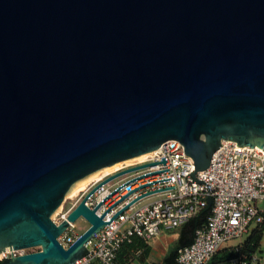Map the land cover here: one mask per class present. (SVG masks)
<instances>
[{
	"label": "water",
	"instance_id": "1",
	"mask_svg": "<svg viewBox=\"0 0 264 264\" xmlns=\"http://www.w3.org/2000/svg\"><path fill=\"white\" fill-rule=\"evenodd\" d=\"M179 140L207 169L222 140L264 149V0H0L1 264H74L110 221L87 199L52 214L86 176ZM212 199H209L211 203ZM84 216L66 247L58 237ZM13 253V250H12Z\"/></svg>",
	"mask_w": 264,
	"mask_h": 264
},
{
	"label": "built area",
	"instance_id": "2",
	"mask_svg": "<svg viewBox=\"0 0 264 264\" xmlns=\"http://www.w3.org/2000/svg\"><path fill=\"white\" fill-rule=\"evenodd\" d=\"M222 145L213 154L210 166L197 171L193 158L185 152L184 145L177 139H169L159 148L148 152V156L134 163H126L119 169L98 175L81 190L77 200L66 210L61 211L57 223L82 201L85 195L98 183L109 176L138 165L156 161L164 162L143 167L119 176L98 188L86 201L94 209L107 196L126 182L141 175L149 174L126 184L112 194L96 211L105 213L122 196L133 189L159 179L173 177L136 189L104 216L105 221L112 217L133 199L153 190L175 186L147 194L131 204L122 214L107 223L91 238L86 246L90 251L74 264H120L118 252L124 243L133 242L135 237L146 241L157 237L165 230L183 226L211 207L207 223L195 231L191 244L178 251V264H209L223 245L233 239L249 235L258 226L264 225V150L259 147L241 146L236 142L222 140ZM116 180V181H115ZM112 181H115L112 183ZM212 199L209 203V199ZM86 219L84 216H81ZM87 220V219H86ZM76 224L71 223L58 239L66 247L72 245L80 234L75 232ZM245 241V240H244ZM243 242L228 246L240 252L229 264H263L258 251H241ZM13 250V253H12ZM37 248L15 249L7 247L0 253L1 262Z\"/></svg>",
	"mask_w": 264,
	"mask_h": 264
},
{
	"label": "trees",
	"instance_id": "3",
	"mask_svg": "<svg viewBox=\"0 0 264 264\" xmlns=\"http://www.w3.org/2000/svg\"><path fill=\"white\" fill-rule=\"evenodd\" d=\"M211 207H206L200 214L192 218L190 221H188L186 224L183 225L182 232L180 234L177 246L175 249H173L169 255L166 257L164 264H178L177 256L178 251L191 244L195 231L201 227H204L207 223L208 216L210 214ZM264 235V225L258 226L249 234L247 239L244 241L243 245L244 247L241 249V251H258V248L261 245V240ZM135 240V239H134ZM133 242L131 243H124L121 249L118 252V262L120 264H126L125 261L121 260V251L125 249V247H132V245H135ZM240 254V252L236 251L235 249H222L219 252L215 254V256L212 258L210 263L215 264H229V261L237 257Z\"/></svg>",
	"mask_w": 264,
	"mask_h": 264
},
{
	"label": "crops",
	"instance_id": "4",
	"mask_svg": "<svg viewBox=\"0 0 264 264\" xmlns=\"http://www.w3.org/2000/svg\"><path fill=\"white\" fill-rule=\"evenodd\" d=\"M170 233V230H165L148 241L135 237V245L125 247L121 251V260L125 261L126 264H164L166 257L177 246L180 237L176 240Z\"/></svg>",
	"mask_w": 264,
	"mask_h": 264
},
{
	"label": "rangeland",
	"instance_id": "5",
	"mask_svg": "<svg viewBox=\"0 0 264 264\" xmlns=\"http://www.w3.org/2000/svg\"><path fill=\"white\" fill-rule=\"evenodd\" d=\"M125 162V163H124ZM122 163H120V165H126V161H124ZM119 165V166H120ZM106 170L103 169H100L99 171H97L98 173H96L95 175H93L90 179H88L86 182H85V185L83 186H79V184H77V182L75 184L77 185H73L71 187V189L68 191V193L66 194V197L64 199V202L61 204V206L58 207V209L52 214V218L54 220H58L59 217H60V214H61V211H64L66 210L67 208H69L78 198V195L80 193L81 190L85 189L86 187H88V185L90 184V181L97 177L98 175L100 174H103V172H105ZM94 174V173H93ZM90 176V175H89ZM86 178V177H85ZM84 179V178H83ZM81 179V180H83ZM80 181V180H79ZM78 181V182H79ZM116 181V180H115ZM115 181H112L115 182ZM82 187H84L83 189H81ZM75 224H76V228H75V232H77L78 234H81L82 232H84L89 226H90V223L84 219L83 217H79L76 221H75ZM182 228L183 226H179L177 227L175 230H170L171 231V235L177 240L178 237L180 236L181 232H182ZM249 235H245L243 236L242 238H237V239H233V240H229L227 241L223 247H228V246H234V245H239L241 242H243L244 240L247 239ZM258 252L260 254V256L262 257V263L264 264V235L262 237V240H261V245L260 247L258 248Z\"/></svg>",
	"mask_w": 264,
	"mask_h": 264
},
{
	"label": "bare ground",
	"instance_id": "6",
	"mask_svg": "<svg viewBox=\"0 0 264 264\" xmlns=\"http://www.w3.org/2000/svg\"><path fill=\"white\" fill-rule=\"evenodd\" d=\"M260 148V147H259ZM262 149V148H261ZM264 150V149H263ZM148 156V154L147 153H144V154H140V155H138V156H135V157H132V158H129V159H127V160H125L127 163H134V162H136V161H139V160H143V159H145L146 157ZM122 162H124V161H120V162H117V163H115V164H113V165H111V166H108V167H105L104 168V170H106L104 173H108V172H110V171H114V170H116V169H119L122 165H120V163H122ZM125 163V162H124ZM120 165V166H119ZM99 171V170H98ZM96 173H98L97 171L96 172H94V174L92 173V174H90V176L88 175V176H86V178H84L83 180H80L79 182H77V184H79V186H83V185H85V182L88 180V179H90L93 175H95ZM94 177V176H93ZM77 184H75V185H77ZM74 187V186H73ZM84 187H82L81 189H83Z\"/></svg>",
	"mask_w": 264,
	"mask_h": 264
}]
</instances>
